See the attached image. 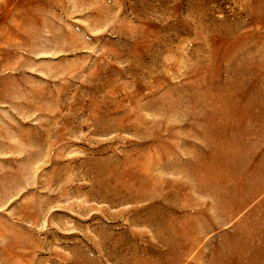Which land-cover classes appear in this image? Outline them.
I'll list each match as a JSON object with an SVG mask.
<instances>
[{
	"label": "rangeland",
	"instance_id": "374dc122",
	"mask_svg": "<svg viewBox=\"0 0 264 264\" xmlns=\"http://www.w3.org/2000/svg\"><path fill=\"white\" fill-rule=\"evenodd\" d=\"M0 264H264V0H0Z\"/></svg>",
	"mask_w": 264,
	"mask_h": 264
}]
</instances>
